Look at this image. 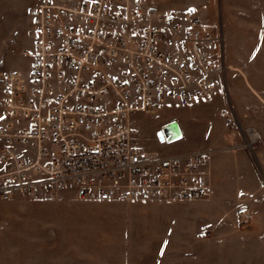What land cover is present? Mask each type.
I'll return each instance as SVG.
<instances>
[{
    "label": "built area",
    "instance_id": "1",
    "mask_svg": "<svg viewBox=\"0 0 264 264\" xmlns=\"http://www.w3.org/2000/svg\"><path fill=\"white\" fill-rule=\"evenodd\" d=\"M203 1L181 12L154 0L34 5L25 66L0 72V201L67 189L95 201L207 199L209 151L138 142L142 113L219 93L223 36L206 29ZM242 129L243 145L259 140L254 125Z\"/></svg>",
    "mask_w": 264,
    "mask_h": 264
},
{
    "label": "rangeland",
    "instance_id": "2",
    "mask_svg": "<svg viewBox=\"0 0 264 264\" xmlns=\"http://www.w3.org/2000/svg\"><path fill=\"white\" fill-rule=\"evenodd\" d=\"M40 1L0 0V72L25 66L21 51L30 44L28 13ZM154 1L163 9L181 12L200 0ZM201 7L206 29L220 30L223 36L220 51L216 50L217 61L221 57L225 67L221 84L229 83L236 94L225 95L223 101L203 102L194 112L169 104L142 113L138 142L159 152L203 148L214 139H223L226 146H240L242 128L255 125L260 138L245 149L246 163L219 156L220 186L233 188L238 173H249V165L264 184V0H208ZM230 76L235 78L228 80ZM250 89L258 93L256 98L246 96ZM220 109H227L229 116H219ZM176 121L182 134L161 139L163 126ZM154 202L175 201H95L79 198L73 189L55 198L36 195L0 201V264H137L135 260L146 255L143 248L148 243L138 237V225L181 220L190 213L173 205L155 207Z\"/></svg>",
    "mask_w": 264,
    "mask_h": 264
},
{
    "label": "crops",
    "instance_id": "3",
    "mask_svg": "<svg viewBox=\"0 0 264 264\" xmlns=\"http://www.w3.org/2000/svg\"><path fill=\"white\" fill-rule=\"evenodd\" d=\"M234 74L232 76H237L236 73ZM232 76L228 77V80L235 78ZM229 85L226 82L223 86L221 84L218 95L212 101L218 98L223 101L225 95H235V88ZM245 93L248 98L253 99L258 95L251 89L250 92ZM189 106L192 107L188 108ZM189 106L181 107H185L187 112L199 109V105ZM233 106H235L234 103ZM216 113L221 115L219 111ZM176 122L179 123V121ZM169 123H166L162 129L164 130ZM178 126L180 134L176 137L183 132L180 123ZM256 129L258 130L257 127ZM221 140L223 139L210 140V143L203 148L168 152L153 149L165 155L199 150L209 151L211 192L210 196L204 200L151 203L155 207L173 205L179 209H189L187 211L190 213L187 212L188 214H185L181 220L170 218L166 221L150 223L146 221L148 224L143 221L138 225V237L146 239L148 243L144 244L143 248L146 255L136 259L137 264L141 262V264H193V262L194 264H264V184L257 172L254 169L250 170L252 167L249 165L247 167L249 173L246 175L238 173L233 188L220 186L217 161L219 156H232L242 160L244 164L248 158L245 149L250 147L243 144L240 146L227 144L226 146ZM247 223L251 225L246 227Z\"/></svg>",
    "mask_w": 264,
    "mask_h": 264
},
{
    "label": "water",
    "instance_id": "4",
    "mask_svg": "<svg viewBox=\"0 0 264 264\" xmlns=\"http://www.w3.org/2000/svg\"><path fill=\"white\" fill-rule=\"evenodd\" d=\"M164 130L166 132H170L171 136L170 138H174L180 134L179 127L177 126L176 122H172L171 124H168L164 127ZM159 136L161 139H164V133L163 131L159 132Z\"/></svg>",
    "mask_w": 264,
    "mask_h": 264
},
{
    "label": "snow or ice",
    "instance_id": "5",
    "mask_svg": "<svg viewBox=\"0 0 264 264\" xmlns=\"http://www.w3.org/2000/svg\"><path fill=\"white\" fill-rule=\"evenodd\" d=\"M190 11H195V9H190Z\"/></svg>",
    "mask_w": 264,
    "mask_h": 264
}]
</instances>
